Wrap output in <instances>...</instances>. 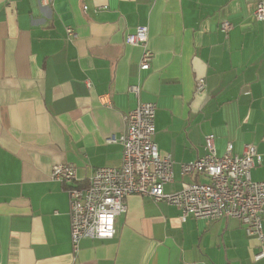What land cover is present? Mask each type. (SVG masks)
Instances as JSON below:
<instances>
[{"label": "crops", "instance_id": "crops-1", "mask_svg": "<svg viewBox=\"0 0 264 264\" xmlns=\"http://www.w3.org/2000/svg\"><path fill=\"white\" fill-rule=\"evenodd\" d=\"M260 1L53 0L48 10L0 0V264H264L255 259L264 242L239 219L183 220L178 206L139 195L127 197L114 238H84L75 252L69 194L51 178L58 163L74 164L80 184L98 167H120L123 146L107 138L144 101L156 104L155 141L174 161L167 192L207 180L182 172L205 154L207 134L220 156L229 142L235 154L254 144L263 161L252 178L264 180ZM139 25L154 52L148 70L142 47L125 41Z\"/></svg>", "mask_w": 264, "mask_h": 264}, {"label": "built area", "instance_id": "built-area-1", "mask_svg": "<svg viewBox=\"0 0 264 264\" xmlns=\"http://www.w3.org/2000/svg\"><path fill=\"white\" fill-rule=\"evenodd\" d=\"M48 10L53 0H40ZM87 10V6H84ZM258 20H264V2H258L254 11ZM232 24L221 23V30L228 36ZM67 38H75L76 31L66 28ZM126 43L142 47L141 70H148L154 52L149 44V27L139 25L127 34ZM90 84L89 80L87 81ZM196 92L204 94L206 80H196ZM130 90L139 93V86ZM157 106L140 101L124 115L125 130L120 136L111 134L107 140L123 146L120 167H98L84 184H80L77 167L72 163L53 165L51 178L62 182L69 194L71 241L73 250H79L84 238L109 240L116 234V218L128 210L127 197L139 195L155 202L176 205L181 218H237L248 235H255L264 242V180H254L252 169L263 161L256 146L245 144L241 154L233 152V143L226 152L218 155L214 134L205 136V154L194 161L182 164L184 175L202 174L206 181L184 182L181 189L167 192L165 186L174 180V161L170 153L162 154L155 141ZM264 257V251L255 259Z\"/></svg>", "mask_w": 264, "mask_h": 264}]
</instances>
